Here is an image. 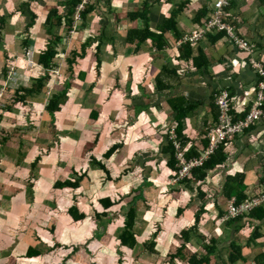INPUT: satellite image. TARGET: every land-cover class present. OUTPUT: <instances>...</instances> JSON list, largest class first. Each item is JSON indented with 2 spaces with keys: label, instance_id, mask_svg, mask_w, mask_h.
Wrapping results in <instances>:
<instances>
[{
  "label": "crops",
  "instance_id": "0c3cea01",
  "mask_svg": "<svg viewBox=\"0 0 264 264\" xmlns=\"http://www.w3.org/2000/svg\"><path fill=\"white\" fill-rule=\"evenodd\" d=\"M62 1L0 0V75L7 63L12 67L7 80L1 79L0 92L5 89L4 96L7 90H14L12 95L19 92L18 95L24 96V90L33 89L44 75L38 64L39 54L63 32L61 28L47 26L45 19L51 7L62 12L63 7L58 4ZM144 1L90 0L95 10L88 16L86 26L77 21L75 24L80 28L74 35L68 38L61 35L62 44L58 42L56 46L58 67L50 74V80L43 83L41 90L34 87L33 93L22 99V102L29 99L34 109L42 106L40 122L52 128L53 132L48 134H53V141L62 142L57 149L49 145L41 149L48 134L40 132L46 128L41 127L39 133L29 137L32 141L29 146L23 136L19 143L23 141L25 145L17 148H9L14 138L10 141L8 133L0 129V264L11 256L16 260L26 256L29 247L35 246L33 230L24 233L19 230L24 229V224L39 227L32 220L38 214L57 221L58 227L54 223L51 229L58 235L65 228L64 220L68 222L67 238L72 240L67 243L73 246L75 239L79 246L84 220L75 221L68 212L75 203L85 212V220L107 226L101 235L113 231L120 235L130 199L138 194H143L145 201L141 198L136 201L137 213L131 230L136 243L128 247L119 239L117 251L121 258L102 264L129 262L127 252L133 250L131 264H191V258L197 264H264V205L254 217L232 225L227 224L231 219L223 217L229 200L223 194L224 186L229 182L236 188L232 196L238 198L259 197L264 192V120L250 131L227 139V158L222 166L206 172L204 179L192 178L184 185L170 184L173 171L167 166L170 154L166 142L168 129L177 123L172 99L182 98L184 107H192L182 121V139L185 154L193 155L206 146V131L216 121L213 100L216 93L222 89L229 91L235 122L252 107L259 76L250 60L253 57L264 65V2L231 0L229 19L242 38L254 43L253 52L248 53L230 45L222 36L213 41L215 34L195 44L188 42V52L177 49L181 45L176 46V36L184 37L199 28L201 24L194 20L195 16L202 8L212 10L216 0H190L192 3L178 15L176 28L164 35V43L171 42L173 47L159 51L157 41L144 42L138 35H130V31L148 27L161 33V25L181 3L189 0H151L148 8L143 6ZM145 9L148 22L141 16L135 21L129 19L132 12ZM31 14L37 17L35 22ZM71 46L77 47L78 54L72 70H68L65 58L70 56ZM200 53L206 57L207 67L196 69L191 63L195 59L204 62L199 60ZM16 80H21V84ZM24 83L30 85L20 87ZM67 85L68 99L52 117L45 105L51 95ZM14 107L7 111H13ZM114 145H118V151L105 159V153ZM37 157L39 162L33 173L31 164ZM100 162L106 170L98 166ZM238 174L244 176L239 186L235 179L227 181ZM80 176L84 178L76 194L73 190H61L55 204L48 201L54 183ZM128 179L137 181L129 185ZM78 191L84 193L80 198ZM99 195L117 202L113 206L121 202L119 206L127 205L123 216L113 211L112 206L111 215L95 217L92 203H98ZM47 204H57L48 209L55 211L54 217L42 211ZM196 215H200L199 224L194 226ZM92 236L99 235L95 232L86 235ZM62 242L65 241H57L55 246H65ZM77 246L66 249L67 255L57 264L67 263L73 256L77 258ZM83 248L93 255L91 247L85 244ZM39 250L43 257L45 252ZM91 264L96 263L93 260Z\"/></svg>",
  "mask_w": 264,
  "mask_h": 264
},
{
  "label": "trees",
  "instance_id": "16d2710c",
  "mask_svg": "<svg viewBox=\"0 0 264 264\" xmlns=\"http://www.w3.org/2000/svg\"><path fill=\"white\" fill-rule=\"evenodd\" d=\"M82 1H84V0H63L62 2H59L58 3L59 6L63 7L61 13H59L58 8H52V7L49 8L48 13L46 15V19H45L46 25L50 26L51 28H59V29L61 28V29H63V32L61 33V35L63 34L65 36V38L71 37L72 35H69V32L71 31L72 24L74 22V14H75L78 6L83 4ZM150 2H151V0H145L143 2V6L148 8L150 6ZM215 2H214V4H215ZM263 2H264V0H263ZM190 3H192V2L189 0V1H186L185 3L180 4L179 9L176 12L172 13L170 19H168L167 21H165L161 25V29H162L161 33H154L150 28L145 27V29H143V30H138V29L137 30H131L130 35H133V36L138 35L140 38L144 39V42L147 39L157 41L158 44L156 45V48L159 51L165 50V48H172L173 46H172L171 42L170 43L169 42L164 43L165 42V40H164L165 36L164 35L168 31L172 30L173 28L174 29L176 28V24H177L176 20H177L178 15L183 11L184 7L188 6ZM231 3H232L231 0H228L227 5L223 8V12L225 15V20H227L233 24L231 19H229L230 6L232 5ZM214 4H213V7H214ZM24 6L25 5H23V9L25 8ZM94 10H95L94 4H92L90 2V0H87V3L84 4L83 11H80L81 13H79V17L82 20V26H86L88 16ZM212 12H213V8H212V10L207 9V8H202L199 11V13L194 18V20H196V22L201 24L199 27H201L208 20L211 19ZM139 16H141L147 22L149 21L148 13H147L146 9L143 10V12H138V13L132 12L129 15V19L131 21H135L137 18H139ZM31 17L33 19V22H35V19H37V17L34 14H31ZM75 30H76V28H75ZM211 34H215L214 37L212 38L213 41L217 40L220 36H222V37L225 36V34L222 32H219V33L210 32V33H207L205 35V37L208 36L209 38H211V36H213ZM61 35L60 36L58 35L57 37H55V39H51V42L47 45L46 49L39 54L38 64H39V66H41L44 69V75L41 76L39 81L34 85V87H37L39 90H41L42 87L44 86V84H43L44 82L47 83L50 80V74L53 71H55L58 67L57 63L55 61L58 58V54H59L58 50H56V46L58 45L57 44L58 42H60L62 44L63 38ZM143 36L145 38H143ZM182 37H183V35H181V34L176 36V41L180 40ZM62 46H64V48H65L66 45H62ZM189 48H190V44H188L186 42L177 49H180L179 50L180 52H183V50L185 52H188V51H190ZM76 49H77V47L71 46L69 49L70 56L65 58L66 64L68 65V70H72L71 69L72 65L75 62L76 55L78 54ZM182 55H183V53H182ZM203 59H204L205 63L199 62L198 59H195V60H193V63H191V66L196 68V69H202V68L207 67L206 57H204V55H202L200 53L199 60H203ZM97 62H98V64H97V66H98L100 64V61L98 60ZM11 68H9L8 63L4 66V68L2 70V75H0V88L3 86V82L1 83V79L3 81L7 80V77L9 75ZM162 74H165V73H162ZM167 74H168V71H167ZM170 74L173 75V74H175V72H170ZM159 78H160V76H159ZM158 82H159V79L158 80L156 79V83H158ZM34 87H32L33 89L24 90L23 95L27 96V95H30L31 93H33ZM67 87H68V85L64 86L63 89L59 93H55V94L51 95V97L48 99L47 104L45 105V109H46L47 113H49V115H51L52 117L54 116L55 112L59 111V106L61 104L65 103L66 100L68 99ZM158 88H159V86H158ZM18 93L19 92L16 93V99L14 100V102L15 101L22 102L23 101L22 99H24V96H20V95H18ZM230 98H231V95H230ZM172 100H173V103L175 104V111L177 113V118H176L177 123L175 126H171L166 133V135H167V138H166L167 151L170 154L169 160L167 161V166L170 168L171 171H173L172 179H175V184L181 183L184 185L185 183H189L190 181H192L191 180L192 178H193V180L204 179L205 177H207L206 172L213 171L214 169L222 166L225 163L226 158H227V156L225 155V151H226V147H225L226 144L225 143L227 140L224 141L223 143H221L220 144L221 146H219V148L215 151V153L210 155L203 162L202 165L193 167L190 170V173L187 177H184L183 179H178L179 167H178V161L175 159L176 148L174 146V142H176L178 145H180V149L182 148V150H183V139H182L183 122L182 121L186 117L187 113L190 112L192 107H190L189 105L187 107H184L185 100L182 98L172 99ZM213 100H214V98H213ZM10 109L11 108H9V110ZM250 109H251V107H250ZM216 110H217L216 121L214 122V124L212 126L208 127L206 133L208 132V130L210 128H212L216 124H218L217 121H219L218 116H220V113L217 109V106H216ZM248 113H249V111L240 119H244ZM3 118H4L3 115L0 114V120L1 121L3 120ZM171 128H174V132H175V138L174 139H170V136L168 135ZM251 129H253V126L250 129L245 130V132H248ZM5 142H6V140L4 141V143ZM205 145H204L205 147L200 152H197V154H194V155L193 154H185V152L183 151V156H184L185 161L189 162V161H193L194 159L199 158L202 154V151L207 147V139H206ZM50 147H49V149H50ZM118 148H119L118 145H114V146L110 147L108 152L105 153V157H106L105 159L111 158L113 156V154H115L118 151ZM38 162H39V157H37L34 160V162L31 164V167H32L31 171L33 173H34L35 169L37 168ZM98 166L101 169L106 170L104 163L100 162L98 164ZM83 178L84 177L80 176L79 179H74V180L66 179L64 181L63 180L57 181L56 183L53 184L54 187H53L51 193L48 194V199H49L48 201H52L55 204L57 201V198L59 197L61 190H66V189L69 191L73 190V193L76 194L78 189L81 190V186H82L81 184H82ZM234 179L236 181H238L237 186H239V184H241V182L243 183L244 176L242 177V175L238 174V175L231 177L227 181H229V180L233 181ZM226 185L224 186V193L223 194H227L228 195L227 197L229 198V200L226 203V211H225V213H223V217L227 216V213L229 210V203L233 198H236V205L237 206L238 205H240V206L246 205L251 200L258 198V195L254 196L252 198H249V199L248 198L242 199V197L238 198L236 196H232V194L236 191V188L231 186L230 182L227 186ZM83 195H84L83 191L82 192L78 191L79 198L82 197ZM201 197H204V196H201ZM140 198L143 201H145L143 194L134 195L130 199V205L128 206V208L125 212V219L123 221L124 228L122 229V232L119 235L120 243L122 245H125L128 247H132L136 243L135 236L131 230H133V228H134V222H135V217H136V213H137L136 201H137V199H140ZM97 201H98V203H92V207L95 211V217H97V218H101L102 216L111 215L112 214L111 207L117 203V202L112 201L110 199V197L107 195H104V196L99 195L97 198ZM263 205L264 204L256 206L249 213L240 214L235 218H228V219H231V221L228 222L227 224L232 225V223H237V222L241 221L243 218L246 219V218H250L252 216L254 217V215H256V213L258 211H260L261 208H263ZM68 212H69L70 216H73L75 221H82L86 217L85 212L81 211V209L79 208L77 203L70 206V208L68 209ZM199 217H200V215L195 216L196 221L194 223V226L199 224ZM236 228L238 229V224L236 225ZM73 249H74V247H73ZM179 253H180V251L178 253H176L175 255L171 256V259L173 257L177 256ZM40 254H41V251L39 250L38 247L30 246L29 249L27 250L26 256L27 257H34V256H38ZM16 261H17L16 258L11 256V257H9L6 264H16ZM191 261H192L191 264H197L196 261L192 260V258H191ZM199 264H201V263H199Z\"/></svg>",
  "mask_w": 264,
  "mask_h": 264
},
{
  "label": "rangeland",
  "instance_id": "374dc122",
  "mask_svg": "<svg viewBox=\"0 0 264 264\" xmlns=\"http://www.w3.org/2000/svg\"><path fill=\"white\" fill-rule=\"evenodd\" d=\"M79 28L80 27L77 26L76 30H78ZM76 30L73 32L72 35H74L75 32H77ZM216 33H219V32H216ZM224 38L227 40L226 36H224ZM202 39H200V40H202ZM182 44H184V42L177 41L176 46H179ZM11 75H10V77H11ZM61 75H65V74L61 73ZM16 81H18V85L21 84V80H16ZM26 83L22 84L20 87L30 85V83H28L27 85H26ZM13 93H14V90H11V91L7 90L5 96H3V97L0 96L1 109H3V110L0 109V114L3 115V117L5 119V120L3 119L2 121L0 120V129L1 130L3 129L1 132L8 133L7 135H8V137L10 136L9 137L10 141L12 140V138H14V140H12L10 142L9 148H12V147L17 148L19 145H22V144L25 145V143L23 141H21V143H19V141L21 139H24V138H22L23 136H25L24 140L26 141V145L29 146V143L32 142V141H30L31 138H29V137H32L31 135H33V134L39 133V129L41 127H42V130L46 128L45 130L40 132V133H43V135L46 134V136H47V134L49 132L52 133L53 132L52 128L49 125L46 126L43 124V122H40L41 117H42V106L41 107L37 106V108L34 109V105H32L30 103L29 99L27 101L25 100L24 102H21V103H18L17 101L14 102V100L16 99V94L12 95ZM41 100H42V98H41ZM70 103H71V101H70ZM13 106H15L13 111H7L8 108H12ZM17 106H19L20 108H18ZM69 110H70V112L68 113V119L71 120L70 119V115H72L71 107ZM34 113L37 114L38 116L37 117L34 116ZM168 135L170 136V134H168ZM52 136H53V134H50V135L48 134V137L46 138L47 140L45 141V143H42V144H44V147H41V149H43V148L47 149L46 146H48V145L49 146H55L54 148H51L53 150H55V149H57V147H59V145L62 142L53 141ZM172 137H174V136L173 135L170 136V138H172ZM36 142H39V140H36ZM5 143H7V142H5ZM19 149H25V148L19 147ZM84 150L86 151L87 147ZM49 160H53V159H49ZM84 163H86V162H84ZM138 179H139L138 181H140V178H138ZM128 180H129V185L135 184L137 181L134 179H128ZM49 182H50V178H48V183ZM174 183H175V179H172L170 181V184L173 185ZM66 195H68V194H66ZM51 203L52 202H50L49 204H51ZM121 203L113 206L112 210L115 211L116 213L119 212V214L121 216H123V211L125 212L127 205L124 208L123 206H119V205H121ZM49 204H47V208L45 210H44L45 206H42V211L43 212L48 211L49 212L48 216L54 217L55 211L53 210L50 212V210H48V209L54 208L55 206H57V204L55 206H52ZM37 218L36 219L32 218V220H34L33 222L35 224L39 225V227L33 226V223L31 226L24 224V226H26V227L23 226L24 229H20L19 231H22L24 233V231L29 232L30 230H33L32 242L35 243V246L41 248L42 251L45 252L43 255L44 259H43L42 255H38V256H34V257L20 256L19 259L16 261V264H37V262L39 264H57V261L60 262L61 259H64V257L67 255L68 252L66 249L71 250L72 247H75L78 245L75 243V239L73 241V246H71V243H69V244L67 243V240L71 241L72 238L71 237L67 238V236L70 234V231L68 228L69 223L66 222L65 220H64L65 228L58 235V234H56L55 231L53 232L51 229V224H54V223H55V227L56 228L58 227L56 220H50L49 217H48V219L39 217V214H38ZM64 218H66V217H63V219ZM91 224H92L91 222L84 219L83 223L81 224V231H80L79 239H78L79 246H77V250L79 252V255L77 258L74 256L70 257L67 260V263H64V264H75V262L77 264H91V262L93 260H94V263H96V264H102L105 261L107 263L110 261H114L115 258L117 260H118V258H121V256H120L121 254L117 251V244L119 243V235L116 236L114 231H113V233L108 232L106 234L101 235L100 233L103 232L104 230H106L107 226L105 228L104 226L102 227L100 225H94V224L91 225ZM92 232H95V234H97L99 236L98 237L92 236V238L86 237V235H91ZM76 235H77V233H76ZM62 236H63V238H62ZM61 240H64L65 242H62V244L65 246H68L69 248H65L62 245H59L58 247L54 246L57 243V241L59 242ZM85 244L88 245L89 247H91V250L94 252L93 255H91L89 252H86L84 250L83 245H85ZM60 250H63L62 253H60ZM127 253L129 254V255L127 254L129 262H125L122 264H131L133 262L134 250L128 251Z\"/></svg>",
  "mask_w": 264,
  "mask_h": 264
},
{
  "label": "built area",
  "instance_id": "2783aa9c",
  "mask_svg": "<svg viewBox=\"0 0 264 264\" xmlns=\"http://www.w3.org/2000/svg\"><path fill=\"white\" fill-rule=\"evenodd\" d=\"M83 4L79 5L75 14V22L72 25V29L69 32L70 35L73 34L77 25V21H80L79 13L83 11L84 4L87 3V0L82 1ZM228 0H217L213 7L212 17L208 20L203 26L192 31L188 35H185L180 42L184 43H197L200 39L205 37L207 33L210 32H222L225 34L227 41L232 45L246 52L252 53L254 50V45L251 44L247 39L242 38L237 32L235 26L229 21L225 20V15L223 8L227 5ZM203 27V28H202ZM202 28V29H201ZM250 65L254 68L256 73L259 76L257 87L255 89L256 99L252 105L249 113L245 116L244 119L239 121H234V117L231 114V98L230 93L222 89L220 92L214 95V102L218 108L220 116H218L219 121L214 127L210 128L206 134L207 147L202 151V154L199 158L194 159L193 161L186 162L183 156L182 148L180 145L174 142L176 148L175 159L178 161V179H183L187 177L190 173V170L193 167L200 166L203 162L221 146L220 144L226 141L229 137L235 135H242L245 133V130L250 129L258 121L264 120V65L256 61L251 57ZM5 89H2L0 96L3 97ZM170 136H174L170 139L175 138L174 128H171L169 133ZM264 176V170H263ZM264 204V192L258 198L251 200L246 205H236V198H233L229 203V210L226 216L228 218H235L240 214L249 213L256 206Z\"/></svg>",
  "mask_w": 264,
  "mask_h": 264
},
{
  "label": "clouds",
  "instance_id": "9594fccd",
  "mask_svg": "<svg viewBox=\"0 0 264 264\" xmlns=\"http://www.w3.org/2000/svg\"><path fill=\"white\" fill-rule=\"evenodd\" d=\"M80 20H81V19H80ZM81 21H82V20H81ZM74 22H75V20H74ZM74 22H73V23H74ZM72 25H73V24H72ZM77 26H79V25H77Z\"/></svg>",
  "mask_w": 264,
  "mask_h": 264
}]
</instances>
